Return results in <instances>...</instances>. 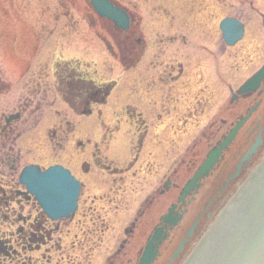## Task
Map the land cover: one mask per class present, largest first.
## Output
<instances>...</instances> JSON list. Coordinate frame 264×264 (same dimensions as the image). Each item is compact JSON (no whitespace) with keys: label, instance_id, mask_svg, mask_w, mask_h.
<instances>
[{"label":"flooded vegetation","instance_id":"af4514ba","mask_svg":"<svg viewBox=\"0 0 264 264\" xmlns=\"http://www.w3.org/2000/svg\"><path fill=\"white\" fill-rule=\"evenodd\" d=\"M113 1L116 5L118 4L117 0ZM188 6L189 12L193 5L188 3ZM221 8L225 11L236 9V13L238 12L236 17H228L237 19L243 25V38L233 47H226L222 43L220 31L216 26V45L213 41V51L202 43L194 41L198 34L192 36L190 33L184 35L180 32L166 35L158 40L152 39L149 47L147 39L138 30L137 24L139 23H136L135 20H132L128 30L122 31L107 19L96 17L92 11L88 13L87 20L90 27L94 30L95 36L107 54L114 58L113 61L126 71L139 70L137 72L143 74L133 83L134 92H130L133 99L132 105L124 104L119 107L113 105L110 98L118 82L113 80L94 81V75H96L94 72L76 71L65 67L64 62H57L53 64L50 73L45 70V66H40L35 72L33 71L34 73H29V65L24 64V61L21 63L19 60L10 59V56L9 59H5L8 63L6 65L17 67L20 74L26 72L27 75L20 76L23 79L13 90L8 86V79L2 78L0 74V264H91L90 236L92 232H104L108 227L102 223L104 221L100 216L97 217L100 220L97 223L93 222V217H90V211H93L92 206L97 200L105 199V195L103 197L92 194L87 189L86 182L96 174L95 168L104 169L112 175H117L124 170H129L133 162H129L127 168L120 169L114 162L107 161L101 155V151H98L100 157L96 159L95 154L92 155L89 151L93 146L90 139L73 138L72 141H68L70 134H73L72 127H75L73 119L76 117L85 118L88 124H94L100 131L103 127H114L113 130H107L110 133L109 138H112V134L117 131L115 127H121L123 124L135 127L131 138L134 139L132 144L137 149L136 157L143 147L148 127H176L177 125L199 127L198 123L202 121L203 117L206 123L200 127H213L214 130L209 133V138L212 137L215 140L212 143L208 141L207 151L203 152L197 147L205 133L204 131L198 133V139L189 144L190 157L186 161H180V166L175 169L169 168L170 179H167L163 190L159 193L162 196L171 192L174 194L175 191L178 193L182 180H187L193 175L205 159L206 153L220 141L222 136L228 134L231 127H234L241 118L252 111L236 138L222 152L209 177L201 182L199 190L204 188L203 183L206 180L214 178L216 185L213 189V196H216L225 186V180L234 172L244 152L255 138L259 137L261 141L259 148L248 162L242 165L239 176L248 174L253 163L264 154V80L258 90L243 95L236 94V90L233 91L230 85H226L229 98L225 100L228 104L220 107L216 105V89L214 91L212 89L211 93H207L205 96L206 89L201 87L203 74L199 75L200 71L196 72L195 70L192 77L189 78L190 74L185 65L187 62L194 64V68L198 70L200 65L194 62L195 58L193 61L190 58L200 55L212 56V64H214L212 80L219 83L221 82V77L218 78L220 63L223 54H225L224 51L234 49L244 40L248 28L247 17L252 15L257 17V34L259 36L263 34L261 37L264 38V13L254 8L253 0H216V10ZM46 17L51 18H45V23L43 16L40 18V21L43 20L40 28L41 33L32 35L37 42L33 54L39 51L38 42L43 38L42 35H53L54 28L46 30L44 27L47 24V19L59 20L60 17H63L66 19L64 27L70 26V16L66 11L61 13L47 11ZM99 31L100 34L97 33ZM187 35L191 38H188ZM201 38L203 39V36ZM2 39H6V36L0 37V51L5 47ZM125 40L133 41V44L126 48ZM173 48H179L181 53L178 56L183 58L173 59L168 54L169 58L167 59V50L173 51ZM261 50L264 51L263 47ZM263 53L258 54V57L261 55V58ZM224 56L230 57V53ZM76 80L86 82L90 85L89 87L98 89L99 95L96 94L98 96L94 98L93 95H87V91H73L70 84ZM173 87L174 91H179L176 92L177 97H174L176 94L171 98L166 97ZM187 96L189 97L186 98ZM189 101L193 102L191 108L186 107ZM62 102L66 105L65 108L56 107ZM177 103L179 111L176 109L173 111L171 108ZM105 108L111 109L109 123L103 121L102 109L105 112ZM205 114L209 115L207 120ZM222 115L223 118H221ZM133 119L135 120L133 121ZM192 119H197L195 124L191 123ZM221 127L229 128L226 132H224L225 130L222 132ZM40 135H42L41 138H44L43 144L39 140ZM94 146L96 147V145ZM44 152L49 159L43 157ZM76 156H79L80 160ZM67 158L68 162H66ZM101 161L111 165L104 166ZM28 166H33L39 172L52 166H61L79 182L80 191L76 210L69 217L51 219L44 213L35 196L29 192L22 181L23 170ZM148 170L150 172V169ZM119 180L124 185V180L122 178ZM179 180H181L180 183L175 182ZM104 184L112 185L108 190L113 194H115L113 190L123 192V186L114 188V183L109 184L108 181ZM236 188L233 187L232 181L225 186L223 194L230 190H236ZM113 198L117 200V197L113 196ZM175 202V199L170 202L167 210L157 217V221L152 227L160 228L162 234L167 235V238L158 247V256L153 264H168L178 243L183 239L190 226L182 225L190 203L189 200L183 206L178 205L171 215L177 217L182 214L179 224L170 228L169 224L160 222V217L165 215ZM106 203L108 205L111 203L107 197ZM208 203L209 200L202 204V210L195 216L199 217V220L191 239L186 240L182 252L171 264H181L182 259L194 247L198 237L195 235L199 231L200 224L205 222L207 223L206 227L209 226L210 210L215 206L216 199ZM115 207L118 206H113L112 210ZM109 209L101 208L100 211H94L107 215ZM213 212L216 214V211L213 210ZM208 214L210 217L207 219ZM134 227L135 225L132 226V228ZM176 230L179 238L173 247L172 239L177 237L172 234ZM122 232L124 233V229ZM129 232L131 233L132 230ZM166 244L170 246H166ZM122 248L123 245L120 249ZM124 261V258L119 257L117 264H123Z\"/></svg>","mask_w":264,"mask_h":264},{"label":"rangeland","instance_id":"374dc122","mask_svg":"<svg viewBox=\"0 0 264 264\" xmlns=\"http://www.w3.org/2000/svg\"><path fill=\"white\" fill-rule=\"evenodd\" d=\"M117 1L134 13L139 22L140 31L146 36L149 46L152 39L156 38L158 40L166 35L180 32L184 35L190 33L192 36L198 34L195 37L198 41L196 39L194 41L202 43V45L213 51V46L216 45L215 31L219 20L226 16L236 17L238 13H236V9L233 11H225L223 8L216 10V0ZM188 3L193 5L189 12ZM253 6L257 11L264 13V0H253ZM65 7L68 9V14L72 15L70 26L67 25L69 29L64 27L65 19L63 18L59 20L47 19L45 29L54 28L52 30L53 35H42L43 39L39 42V51L33 54L32 49L35 47V40L32 35L41 33V26L36 25L38 24L37 20L40 21L39 17L43 16L45 23L46 11L50 13L58 10L65 11ZM88 13L89 9L84 0H0V37L6 36V39H2L5 47H1L2 50L0 51V69L2 70H0V74L2 78L6 77L8 79L11 89H16L23 78L17 77L20 73H18L16 67L10 66L13 67L10 70L6 66L7 61L5 59H9V56L10 59L24 61V64L32 62L28 68L29 73L35 72L40 66H45V70L50 73L54 61L60 60L65 63V67H70L76 71L94 72L96 74L94 75V81H117L118 85L111 95L110 102L118 107L124 104L132 105L133 99L130 92H134L133 83L143 74L137 72L139 70L134 71L133 69L124 72L120 65L118 67V63L116 64L113 61L114 58L107 54L93 30H88L90 25L85 19L89 16ZM257 20L254 15L247 17L248 28L244 40L234 49L224 51L225 54L230 53V57L224 56L225 54L222 56L218 76V78L221 77V82L215 83L212 80L214 69L212 56H192L190 59L193 61L195 58L194 62L200 65L198 70L194 68V64L188 62L185 64L187 66L186 70L190 74V76L188 75L189 78L192 77L191 75L195 70L196 72L200 71L199 75L203 74V85L201 87L206 89L205 96L207 93L210 94L212 89V91L216 89V105L220 107L228 104L225 100L229 98L226 85H230L235 91L238 85L264 62V53L261 58V55L258 57V54L264 52L261 50V47L264 49V38L261 37L263 34L261 36L257 34ZM49 23L51 27H49ZM97 33L100 34V31ZM102 34L104 35V33ZM188 38L191 37L188 36ZM213 41H215L214 44ZM180 53L179 48H173V51L169 49L166 54L167 59L169 57L173 59L183 58L178 56ZM168 54H170L169 57ZM208 55L211 54L208 53ZM232 56L234 57L232 58ZM16 57H20L21 60ZM26 75L27 73H25ZM82 85L87 88L90 86L87 83L79 84V86ZM191 88L193 87L191 86ZM177 91H174L173 87V90L167 93L166 97H173ZM174 97H177V94ZM190 102L192 101H189L186 107L191 108L193 106V102ZM56 107L65 108L66 105L62 102L61 105H56ZM177 107L178 103L171 109L179 111ZM102 111L104 123H109L111 121V109L105 108V112L104 109ZM204 116L207 117V120L209 115L205 114ZM223 117L222 115L221 118ZM196 121L197 119H192L191 123L195 124ZM73 122L75 127H72L73 134H70L68 141H72L73 138L90 139L93 146L89 151L92 155L95 154L96 159H98L100 157L98 151H101V155L107 161L114 162L116 167L120 169L127 168L128 163L133 162L129 170H124V172L117 175H112L104 169L95 168L96 174L86 182L87 189L92 194L103 197L105 195V199L97 200L92 206L93 211H90V217H93V222L97 223L100 221L97 217L100 216L104 221L102 223L108 227L104 232H92L89 242L91 250L90 263L117 264L120 257L125 260L123 264H131L132 260L133 264L153 225L156 223L157 217L167 210L170 202L179 194V191L178 193L175 191L174 194L171 192L162 196L159 194L163 190V185L167 179H170L169 168L175 169L180 166V161H186L190 157L189 144L195 139L197 140L198 133L202 131L205 134L202 136L201 143L197 148L206 152L207 145L215 140L212 137L209 138V133L214 129L213 127H200L206 123L203 117L202 121L198 123L199 127H182V125L176 127H148L143 147L136 157L137 149L132 144L134 139L131 138L135 127H128L124 124L121 127H115L118 132L111 133L112 138H109L110 133L107 130H113L114 127H103L100 131L94 124H88L86 120L79 117L74 118ZM228 128L221 127V131L225 130L224 132H226ZM41 136H39V140L43 144L44 138H41ZM43 157L48 158L45 152ZM76 158L80 160L79 156H76ZM133 159L135 160L133 161ZM66 162H68V158ZM102 165L108 166L111 164L104 161ZM148 169H150V172ZM151 171L154 173L152 174ZM120 178L124 180L125 188L121 184ZM243 178L244 176H240L239 181L234 180L233 187H236ZM106 181L109 184L113 182L114 188L123 186V192L113 190L115 194L111 193L108 189L112 185H105ZM185 181L175 182H181V187ZM203 184L204 188L202 187L198 193L196 192L197 195H192L187 199L190 203L183 218V226L192 224L196 218L195 216L202 210V204L210 200L214 194L213 189L216 185V179H208ZM232 191L230 190L216 200L210 214H213V210H218L225 202L229 201ZM113 196L117 197V200ZM106 197L107 200H111L109 205L106 203ZM113 206L118 207L112 210ZM101 208L107 210L110 208L108 214H98L94 211H100ZM206 224L205 222L200 224L195 237L203 231ZM133 225H135L134 228H132ZM123 229L124 233L122 232ZM127 230H132V232L127 234ZM172 235L177 237V230ZM178 238L172 239L173 247H175ZM122 245L123 248L120 249ZM166 246L170 245L166 244Z\"/></svg>","mask_w":264,"mask_h":264},{"label":"water","instance_id":"95a60500","mask_svg":"<svg viewBox=\"0 0 264 264\" xmlns=\"http://www.w3.org/2000/svg\"><path fill=\"white\" fill-rule=\"evenodd\" d=\"M90 4L98 16L107 18L118 28L127 29L129 17L124 10L114 7L108 0H90ZM222 28L229 44L239 39L241 35V26L236 25L232 21H226L223 23ZM263 77L264 66L240 88L239 93L255 90ZM253 152L254 148L249 154ZM215 159V154L211 160L208 159L204 168L201 170L200 176H202L203 172L208 170ZM67 176L68 173L65 171L59 168H53L46 171L43 175H40V179L35 180V184L37 185L38 181L39 186L43 189V193L39 195L41 198L47 200L45 210L52 217L63 216L74 206L78 185L70 181V186L64 189V184L62 182L65 181ZM200 176L197 175L185 188L182 196L189 193L193 184ZM66 198H68L69 206L63 210L58 208L59 205L65 204ZM234 203L235 205L236 203L238 204L237 207L235 206V208H233L234 210L231 211L229 209L226 210L216 223V227L210 232V235L216 233V240L212 239L216 242V259L212 257L207 263L216 261V264H264V165L250 178L249 182L234 200ZM245 215L249 221L250 230L239 240L243 242L239 254L232 257L233 250H236L239 246L238 237L236 235L237 231L239 233L238 235L242 233L240 228L246 218ZM231 219H233L234 224L239 226L236 229L237 231L228 222L231 221ZM218 233H223V235L220 236ZM231 245L233 248L230 247ZM153 247L154 246H152V253H154ZM150 252L151 250L149 249L147 255L142 258L140 264H147L150 261Z\"/></svg>","mask_w":264,"mask_h":264},{"label":"bare ground","instance_id":"6f19581e","mask_svg":"<svg viewBox=\"0 0 264 264\" xmlns=\"http://www.w3.org/2000/svg\"><path fill=\"white\" fill-rule=\"evenodd\" d=\"M100 254H102V253L100 252Z\"/></svg>","mask_w":264,"mask_h":264}]
</instances>
